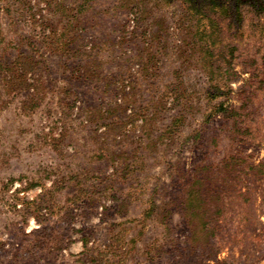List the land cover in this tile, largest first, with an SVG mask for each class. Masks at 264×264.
<instances>
[{
    "label": "rangeland",
    "instance_id": "obj_1",
    "mask_svg": "<svg viewBox=\"0 0 264 264\" xmlns=\"http://www.w3.org/2000/svg\"><path fill=\"white\" fill-rule=\"evenodd\" d=\"M121 1L0 0V264H264V147Z\"/></svg>",
    "mask_w": 264,
    "mask_h": 264
},
{
    "label": "trees",
    "instance_id": "obj_2",
    "mask_svg": "<svg viewBox=\"0 0 264 264\" xmlns=\"http://www.w3.org/2000/svg\"><path fill=\"white\" fill-rule=\"evenodd\" d=\"M121 2L135 25L140 28L143 23L155 29L150 38L177 39L183 71L195 70L203 77L208 90L202 126L222 121L226 124L222 132L234 144L264 147V121L251 125L254 117H264V0ZM233 85L238 88L234 90ZM257 102L262 113L255 106ZM252 157L230 154L220 168L235 178L252 171L264 178V157L256 164ZM196 218L197 214L191 213L189 223L194 224Z\"/></svg>",
    "mask_w": 264,
    "mask_h": 264
}]
</instances>
